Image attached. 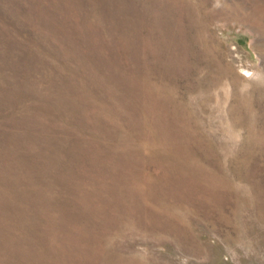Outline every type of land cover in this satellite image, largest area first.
Here are the masks:
<instances>
[{
    "label": "rangeland",
    "instance_id": "rangeland-1",
    "mask_svg": "<svg viewBox=\"0 0 264 264\" xmlns=\"http://www.w3.org/2000/svg\"><path fill=\"white\" fill-rule=\"evenodd\" d=\"M0 264H264V0H0Z\"/></svg>",
    "mask_w": 264,
    "mask_h": 264
}]
</instances>
